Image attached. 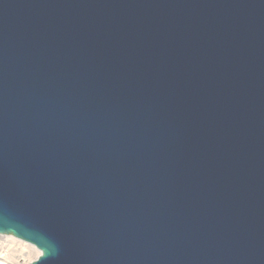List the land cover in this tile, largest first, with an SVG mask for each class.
<instances>
[{
	"label": "water",
	"instance_id": "water-1",
	"mask_svg": "<svg viewBox=\"0 0 264 264\" xmlns=\"http://www.w3.org/2000/svg\"><path fill=\"white\" fill-rule=\"evenodd\" d=\"M0 236L264 264V0H0Z\"/></svg>",
	"mask_w": 264,
	"mask_h": 264
},
{
	"label": "rangeland",
	"instance_id": "rangeland-1",
	"mask_svg": "<svg viewBox=\"0 0 264 264\" xmlns=\"http://www.w3.org/2000/svg\"><path fill=\"white\" fill-rule=\"evenodd\" d=\"M38 248L12 236H0V262L28 264L36 260Z\"/></svg>",
	"mask_w": 264,
	"mask_h": 264
},
{
	"label": "bare ground",
	"instance_id": "bare-ground-1",
	"mask_svg": "<svg viewBox=\"0 0 264 264\" xmlns=\"http://www.w3.org/2000/svg\"><path fill=\"white\" fill-rule=\"evenodd\" d=\"M37 255H38V256L41 255V251H40V250H38ZM0 264H4V263L0 262Z\"/></svg>",
	"mask_w": 264,
	"mask_h": 264
}]
</instances>
